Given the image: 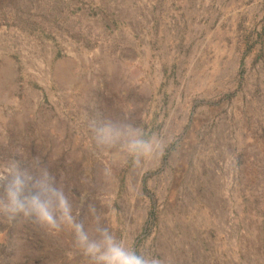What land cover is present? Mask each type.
Wrapping results in <instances>:
<instances>
[{"label": "rangeland", "instance_id": "374dc122", "mask_svg": "<svg viewBox=\"0 0 264 264\" xmlns=\"http://www.w3.org/2000/svg\"><path fill=\"white\" fill-rule=\"evenodd\" d=\"M261 32L264 0H0V264H264ZM34 164L54 183L13 217Z\"/></svg>", "mask_w": 264, "mask_h": 264}, {"label": "clouds", "instance_id": "9594fccd", "mask_svg": "<svg viewBox=\"0 0 264 264\" xmlns=\"http://www.w3.org/2000/svg\"><path fill=\"white\" fill-rule=\"evenodd\" d=\"M112 125L107 121L101 125L98 129L97 139L101 145H109L111 143L110 130ZM141 145L139 151H128V155L133 157L136 162H141L145 159H151L158 155L162 151V144L159 138L141 139ZM12 170L6 174L7 178L4 180V206L7 213L15 217L18 214L24 216H37V210L35 208V202L33 198L41 196V186L45 184L54 183L46 171H41L38 165H33L32 170L24 169L18 165H12ZM59 191V189H57ZM63 204L67 209L69 215L72 213V205L66 195L62 196ZM44 201L41 200V203ZM57 209L60 208V201L57 202ZM52 211V209H49ZM63 211V210H61ZM53 218L58 217V213L52 212ZM72 216V215H71ZM103 231L108 232L107 229ZM111 236V233L108 232ZM113 246L121 247L124 255L129 258V264H158L155 259H147L137 247L129 246L126 242L121 245V242L114 241ZM91 256V253H89ZM99 264H107V262H99ZM115 264H122V262H115Z\"/></svg>", "mask_w": 264, "mask_h": 264}, {"label": "trees", "instance_id": "16d2710c", "mask_svg": "<svg viewBox=\"0 0 264 264\" xmlns=\"http://www.w3.org/2000/svg\"><path fill=\"white\" fill-rule=\"evenodd\" d=\"M258 35H259V37H261L262 35H264V32H261V33H258ZM255 42V41H254ZM254 42H253V40L251 39V36H247L246 38H245V40H244V46H245V50H244V53H243V55H246V54H249V53H251L252 52V50L254 49ZM143 136L144 137H142V138H144V139H146V136L147 135H145V134H143ZM141 138V139H142ZM141 139H139L140 141H138V143H137V145H136V150L135 151H137L138 149H139V147L141 146Z\"/></svg>", "mask_w": 264, "mask_h": 264}]
</instances>
